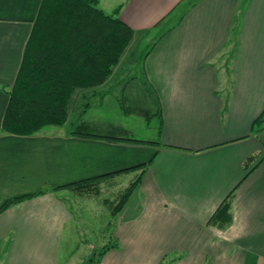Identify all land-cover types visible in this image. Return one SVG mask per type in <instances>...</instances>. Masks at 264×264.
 <instances>
[{"label":"crops","instance_id":"0c3cea01","mask_svg":"<svg viewBox=\"0 0 264 264\" xmlns=\"http://www.w3.org/2000/svg\"><path fill=\"white\" fill-rule=\"evenodd\" d=\"M41 2L0 0V206L40 193L0 213V264H58L73 212L68 190L54 189L140 165V185L112 219L119 247L99 264L167 256L172 264H264V131L251 130L264 108V0H99L105 13L121 5L119 18L134 31L112 75L75 93V122L10 135L1 129L2 88L16 78ZM154 33L162 34L140 77L125 74L134 43ZM110 94L124 114L157 119L156 138L138 140L151 144L72 134L84 123L92 134L119 137V128L88 116ZM233 189L230 222L208 224Z\"/></svg>","mask_w":264,"mask_h":264},{"label":"trees","instance_id":"16d2710c","mask_svg":"<svg viewBox=\"0 0 264 264\" xmlns=\"http://www.w3.org/2000/svg\"><path fill=\"white\" fill-rule=\"evenodd\" d=\"M184 1L186 7H191L199 0ZM98 3L99 0H42L25 44L16 78L11 86L2 88L8 96L1 124L4 133L29 136L45 127L64 125L75 93L78 90L96 89L110 78L130 45L134 31L120 20L121 5L111 13H105L98 7ZM87 106L88 104L85 107ZM251 130L254 133L264 131V108L253 121ZM72 134L104 141L151 144L124 137L95 135L84 123L74 127ZM256 166L257 164L246 169L244 179ZM135 170H140L136 179L115 198H119L118 201L114 204L110 202L111 214L115 216L140 185L145 165L74 182L54 190L70 189L80 195L99 194L98 186L115 188L109 182L110 179ZM234 191L235 189L229 193L208 224L224 227L230 222L229 201ZM38 194L5 201L0 206V213ZM118 247V243L103 246L86 264H99L108 251ZM164 260L161 264H166Z\"/></svg>","mask_w":264,"mask_h":264},{"label":"rangeland","instance_id":"374dc122","mask_svg":"<svg viewBox=\"0 0 264 264\" xmlns=\"http://www.w3.org/2000/svg\"><path fill=\"white\" fill-rule=\"evenodd\" d=\"M175 20V16L172 17L170 27L175 24ZM160 34L154 33L147 37H139L138 42H135L132 47L134 51L131 53L130 66L126 67L127 73L125 74L140 77L141 62L144 56L151 50ZM74 99L76 101L77 94ZM118 104V102L117 104L114 102L113 94H110L109 98H106V102L98 104L96 108H91L88 116L94 115L97 122H109L114 125V128H119L120 132L116 133V136L119 137L136 140H153L156 138L158 126L156 118L152 117L147 121L138 113L131 115L124 114V109H119ZM76 118V109L73 108L69 112L68 121L73 123L76 121ZM133 178V175L117 178V186L115 188L100 185L97 187L99 194L89 193L77 197L78 194H72L70 189H67V194L63 193L73 212V225L70 224L64 233L58 264H86L87 260L97 255V252L103 246L118 243L114 235V221L112 219L121 211L113 216L111 214L112 206H110V202L114 204L118 201L119 198L116 200L115 198L122 193ZM174 258L176 257L167 256L163 262L172 264ZM162 260L158 264H161Z\"/></svg>","mask_w":264,"mask_h":264}]
</instances>
